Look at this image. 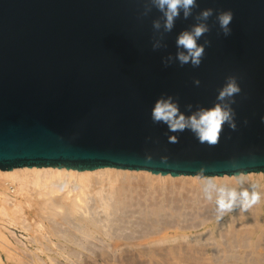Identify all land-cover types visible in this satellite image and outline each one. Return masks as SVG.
<instances>
[{
	"label": "water",
	"instance_id": "water-1",
	"mask_svg": "<svg viewBox=\"0 0 264 264\" xmlns=\"http://www.w3.org/2000/svg\"><path fill=\"white\" fill-rule=\"evenodd\" d=\"M146 3L0 0V171L264 174V0H198L171 32L163 31L154 6L141 16ZM204 8L231 9L232 32L223 35L214 12L211 30L197 41H211L201 65L181 67L177 37L200 22ZM154 20L161 22L159 33ZM161 33L162 46L154 50ZM230 75L242 89L232 105L237 128L225 125L217 144L152 121L161 96L177 99L185 115L213 107Z\"/></svg>",
	"mask_w": 264,
	"mask_h": 264
},
{
	"label": "bare ground",
	"instance_id": "bare-ground-1",
	"mask_svg": "<svg viewBox=\"0 0 264 264\" xmlns=\"http://www.w3.org/2000/svg\"><path fill=\"white\" fill-rule=\"evenodd\" d=\"M247 177L264 184V174ZM202 179L115 169L0 171V215L30 232L35 250L30 258L17 244L10 248L4 231L0 247L24 264H89V253L117 257L130 248L164 261L175 254L176 264H264V202L217 219L201 198Z\"/></svg>",
	"mask_w": 264,
	"mask_h": 264
},
{
	"label": "clouds",
	"instance_id": "clouds-1",
	"mask_svg": "<svg viewBox=\"0 0 264 264\" xmlns=\"http://www.w3.org/2000/svg\"><path fill=\"white\" fill-rule=\"evenodd\" d=\"M157 8L163 15V31L171 32L175 27L177 18L183 14L187 19L192 15L194 8L199 7L198 0H149L141 13L142 17L148 15L151 7ZM215 12L216 21L219 24V30L224 36H229L232 32L230 27L234 17L231 9L216 11L213 8L201 9L197 16L199 23L195 24L190 30L182 31L176 40L177 48L184 49L179 51L176 60L181 67L191 64L192 67H199L205 55V46L211 41L205 40L203 45L197 41L208 33L211 29L207 21ZM153 29L159 33L161 29L160 20L153 21ZM163 34L158 37L154 36L152 44L153 49L162 46ZM172 57L169 56L165 64L171 63ZM194 84L200 85V80L195 79ZM241 85L237 76L230 75L226 78V84L219 90L217 103L211 108H200L191 115H185L179 108V102L173 96H161L158 98L151 110V118L154 123H163L167 125L170 133H182L185 130L195 135L201 144L214 145L220 140L224 126L235 130L237 128L236 112L232 105L235 103V97L241 93ZM189 109L192 105L187 106ZM264 120V117H261ZM247 123V121H245ZM170 142H177L178 137L175 134L169 136ZM201 169V175L204 174ZM248 177L239 175L231 181L227 177L223 181L215 179H202L200 181L201 198L213 204L217 219L233 210L246 211L252 206L264 202V184L251 183L247 184Z\"/></svg>",
	"mask_w": 264,
	"mask_h": 264
},
{
	"label": "rangeland",
	"instance_id": "rangeland-1",
	"mask_svg": "<svg viewBox=\"0 0 264 264\" xmlns=\"http://www.w3.org/2000/svg\"><path fill=\"white\" fill-rule=\"evenodd\" d=\"M31 211H32V209H30ZM8 218H7V216H1L0 215V232H2V231H4V232H2V233H5L6 234V236L8 237V239H10V241H11V247L10 248H16V244H17V246H19V247H21L22 249H24V250H20L19 251V253L20 252H22L23 254H26V255H29L30 256V258H31V253L35 250V244L34 243H32L31 242V239H32V235L30 234V232L29 231H27V230H25V229H23L22 227H21V225H19V224H14V225H12V224H9V222H7L8 220H7ZM28 219V218H27ZM35 222V220L33 219H28L27 220V222L28 223H30V222ZM21 244V245H19V244ZM32 243V244H31ZM97 243V242H96ZM13 244H14V246H13ZM10 246V245H9ZM24 246V247H23ZM34 246V247H33ZM26 247V248H25ZM132 251V252H131ZM136 251H139V250H136ZM136 251H135V249L134 250H132L131 248L129 249V251L128 250H126V251H122V250H120L119 252H117V257H112V256H109V254L108 253H102V252H100L99 253V255L97 256V255H93V254H91V256L92 257H89L90 255V253L89 254H87V260L89 261L88 263L89 264H152V262H154L153 264H167L168 263V261L170 260V262L168 263V264H176V260H175V258H173V255H175V254H173L172 255V253H166L167 254V256L169 257L166 261H164V260H162L159 256H152L151 254H144L145 253V251H144V253L142 252V251H139V252H137L136 253ZM141 252V253H140ZM136 253V254H135ZM143 253V254H142ZM147 253V252H146ZM0 254H1V257H2V260L0 261V263L1 262H3V264H24L22 261L20 262V261H15V260H17L16 258H17V256H16V258H14V259H9L8 258V254H7V252H5V250L3 249V248H1L0 247ZM103 254H105V255H103ZM124 254V256H122ZM127 254V255H126ZM129 254V255H128ZM133 254V255H132ZM102 255V256H101ZM142 255V256H141ZM148 255V256H147ZM170 255H172L171 257H170ZM6 256H7V258H6ZM97 256V257H96ZM105 256V257H104ZM107 256V257H106ZM120 256H122V257H120ZM128 256V257H127ZM129 256H133L132 258H136V260L138 259V261L139 262H132L129 258ZM139 256V257H138ZM118 257H120V259L118 258ZM125 257V258H124ZM43 258H45V259H47V256L46 255H43ZM97 258V259H96ZM129 260H128V259ZM141 258V259H140ZM142 258H143V260H142ZM147 258H148V260H147ZM152 258V259H151ZM162 260H160V259ZM92 259V260H91ZM112 259V260H111ZM114 259V260H113ZM150 259V260H149ZM155 259H157V260H155ZM173 259V260H172ZM95 262H94V261ZM106 260V261H105ZM142 260V261H141ZM108 261V262H107ZM114 261V262H113ZM116 261V262H115ZM122 261V262H121ZM127 263H126V262ZM149 261V262H148ZM150 261H152V262H150ZM158 261V262H157ZM93 262V263H92ZM143 262V263H142ZM2 264V263H1ZM51 264V263H50ZM181 264H186V263H184V262H182Z\"/></svg>",
	"mask_w": 264,
	"mask_h": 264
}]
</instances>
